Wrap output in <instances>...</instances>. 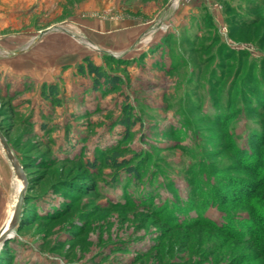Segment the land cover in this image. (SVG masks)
I'll list each match as a JSON object with an SVG mask.
<instances>
[{"label":"rangeland","instance_id":"1","mask_svg":"<svg viewBox=\"0 0 264 264\" xmlns=\"http://www.w3.org/2000/svg\"><path fill=\"white\" fill-rule=\"evenodd\" d=\"M193 1L203 4L195 48L180 39L149 60L91 56L121 78L106 91L76 66L43 80L13 72L31 27L83 38L51 24L65 0H0V131L29 196L0 264H264V98L252 95L264 86V0H172L171 12ZM0 160L10 169L1 229L22 181L1 141Z\"/></svg>","mask_w":264,"mask_h":264},{"label":"crops","instance_id":"2","mask_svg":"<svg viewBox=\"0 0 264 264\" xmlns=\"http://www.w3.org/2000/svg\"><path fill=\"white\" fill-rule=\"evenodd\" d=\"M171 1L65 0L66 5L61 7L51 24L61 23L72 28L83 40L72 34V30L70 33L59 30L42 33L41 28L31 27L24 36H19V41L27 42L34 36L32 47L7 63L13 72L43 80L45 74L58 72L63 66L75 70L73 66L85 56L109 53L134 57L145 53L147 60L164 56L166 36L173 34L177 37L181 31L195 29L193 25L202 21V2H184L176 12H171ZM180 2L175 0V3ZM63 8H66L64 14ZM168 13L173 16L170 18L172 28L163 32L159 24L166 20L167 17H163ZM4 21L7 22V18ZM198 30L201 32L200 28ZM9 176V166L0 160V185L6 186V191L5 188L0 190L2 201L8 193ZM2 208L0 203V219Z\"/></svg>","mask_w":264,"mask_h":264},{"label":"trees","instance_id":"3","mask_svg":"<svg viewBox=\"0 0 264 264\" xmlns=\"http://www.w3.org/2000/svg\"><path fill=\"white\" fill-rule=\"evenodd\" d=\"M258 7H260V5ZM226 18L228 20L229 15H227ZM229 21H230V26L232 28L240 26L242 24H244V25H252V24L257 23L256 22L257 21L256 18H252L251 21H249V20L248 21H241L242 23H240L239 20L235 21V19H233V20L229 19ZM199 25L200 26H198L196 28H200L201 29L202 28L201 23ZM191 31H192V29H187L186 31H183V32H185V34H182V32H181V34H182L181 37H180V35L176 37L173 34H169L168 36H166L164 42H165V44H167V43L171 44L175 40L176 41H180V39H181V40H183V42L189 40V44L191 45L190 47L195 48L197 39H196V37L193 38L191 36L192 35ZM191 38H193V39H191ZM214 44H215V40L212 41V43L210 44V47L211 46L213 47ZM218 48H220V50H222V49L224 50V44L223 43H219L218 44ZM105 56L114 57V55L109 54V53H106ZM173 63L175 65L178 62H173ZM76 69H77V72L79 74H81L83 76H88L91 79L92 88H94L95 90H97V89H99L101 87V88L105 89L106 91H112L114 88L117 87V85L121 81V78H120L119 75L110 73L105 67H103L102 65L96 63L91 58V56H85L80 62H78L76 64ZM46 88H47V90H46ZM253 89L255 90L254 94H252L253 96L256 95V97H259V99L264 98V86H260V87L254 86ZM57 92H58L57 85H55V84H49V85L44 84L43 85L42 94L44 95V97L46 99H51L52 101H57L58 100ZM136 122H137V120L135 118L133 120H131V119L128 118V116H126V118L121 120L122 124H125V125H128V126H130L131 124H134ZM43 127L47 128L46 125H43ZM260 141H261V144L264 143L263 135H262ZM116 155H117V153H116ZM87 163L90 166H95V164H96L94 161H89ZM125 163H126L125 160H117L116 157H114L113 160L111 161V164L113 166H115V167H118V166L123 165ZM131 173H136L135 169ZM28 197H29L28 196V192H26V199L24 201L23 210H22V219H23V217H25V214H24V210H25V206H26L25 203L28 202ZM22 219L19 222L16 230L20 229V227L22 225L21 224Z\"/></svg>","mask_w":264,"mask_h":264},{"label":"water","instance_id":"4","mask_svg":"<svg viewBox=\"0 0 264 264\" xmlns=\"http://www.w3.org/2000/svg\"><path fill=\"white\" fill-rule=\"evenodd\" d=\"M0 141L12 165V168L14 169L15 173L22 181V185L19 188L18 196L10 220L7 221L0 229V245H1L7 239L12 237L13 229L17 228L19 222L22 219L23 204L26 199L27 178L24 173V166L18 162L16 156L12 153L8 141L6 140L5 136L1 131H0Z\"/></svg>","mask_w":264,"mask_h":264},{"label":"bare ground","instance_id":"5","mask_svg":"<svg viewBox=\"0 0 264 264\" xmlns=\"http://www.w3.org/2000/svg\"><path fill=\"white\" fill-rule=\"evenodd\" d=\"M22 185V184H21ZM12 212H13V209H11V211H10V215H9V217H8V219H7V221H9L10 220V217H11V215H12ZM6 221V222H7Z\"/></svg>","mask_w":264,"mask_h":264}]
</instances>
